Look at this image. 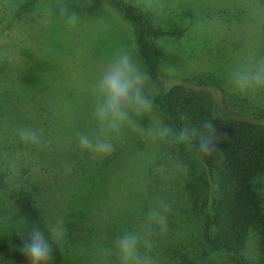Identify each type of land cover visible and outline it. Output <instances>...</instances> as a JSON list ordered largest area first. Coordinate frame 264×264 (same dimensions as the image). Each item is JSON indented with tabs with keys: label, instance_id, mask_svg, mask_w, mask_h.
Segmentation results:
<instances>
[{
	"label": "rangeland",
	"instance_id": "1",
	"mask_svg": "<svg viewBox=\"0 0 264 264\" xmlns=\"http://www.w3.org/2000/svg\"><path fill=\"white\" fill-rule=\"evenodd\" d=\"M65 2L78 16L74 26L57 16L56 0H39L28 15L19 19L9 14L16 8V0H0V79L8 92L7 97L0 98L4 123L8 128V122L17 119L40 135V143L26 148L23 143L19 150L21 147L13 144L2 145H8L6 151L23 159L15 173L36 186L82 187L81 191L86 188L88 192L89 187L99 185L85 206L91 204L89 212L101 219L96 224L83 220L76 226L79 230L71 233L65 223L66 236L59 245L64 264H119L115 241L123 232L145 224L139 218L137 203L148 201L146 194L151 187L172 191L182 187L183 166L176 155L178 144L150 131L165 126L154 108L141 118L145 131L127 128L122 139L113 141L109 155L84 150L85 156H74L79 134L94 127L93 84L105 62L118 52H127L145 68L132 26L102 0ZM161 3L164 10L151 15L157 26L183 30L179 37L154 40L161 53L162 76L211 72L230 92L241 96L234 90L229 72L264 58V12L258 1ZM147 91L152 97L151 81ZM30 97H34L32 101ZM260 181L264 187V178ZM95 191L101 195L96 197ZM164 199L165 192L158 202ZM52 217L53 221L60 218L57 214ZM61 218L65 221L64 215ZM171 223L170 232L177 237L180 234L174 228L175 221ZM112 232L116 235L111 236Z\"/></svg>",
	"mask_w": 264,
	"mask_h": 264
},
{
	"label": "trees",
	"instance_id": "2",
	"mask_svg": "<svg viewBox=\"0 0 264 264\" xmlns=\"http://www.w3.org/2000/svg\"><path fill=\"white\" fill-rule=\"evenodd\" d=\"M102 1L132 26L138 56L151 76L152 108L165 126L175 130L184 124L198 126L212 119L218 131L227 137L219 143L222 157L216 153L205 155L191 145L178 144L176 155L183 166L182 187H174L173 191L151 187L150 194H146L148 201L137 203L139 218L145 223L149 210L159 204L158 199L164 192V201L171 206L167 231L161 232L154 226L146 234L152 243L150 251L143 248L141 251H147L156 261L153 264H264V187L260 181L264 178V92L236 96L211 72L162 76L161 53L154 40L179 37L183 30L160 28L151 17L152 12L140 10L130 0ZM257 1L264 12V0ZM38 2L16 0V8L9 14L19 19L21 15H28ZM3 84L0 79V98L8 96ZM34 97L43 108L37 96ZM34 97H30L31 101ZM4 113L0 102V264H29L20 249L32 225L42 227L53 221V215L60 218L64 215V224L71 233L79 230L76 226L83 220L96 224L101 219L89 212L91 204L89 208L85 206L99 185L89 187L88 192L86 188L81 191L82 187L49 184L39 187L16 174L23 159L8 152V145L2 143L21 147L18 129L24 122L13 120L7 128ZM75 147L74 156H85L77 143ZM105 161L108 168L109 162ZM94 193L96 197L101 195L98 191ZM52 210L55 213L51 214ZM173 221L179 237L170 232ZM48 264H64L59 244L54 245Z\"/></svg>",
	"mask_w": 264,
	"mask_h": 264
},
{
	"label": "clouds",
	"instance_id": "3",
	"mask_svg": "<svg viewBox=\"0 0 264 264\" xmlns=\"http://www.w3.org/2000/svg\"><path fill=\"white\" fill-rule=\"evenodd\" d=\"M137 6L157 14L164 10L161 0H138ZM55 11L68 25L74 26L77 23L78 16L65 0H56ZM229 78L234 90L241 95L255 96L264 92V58L231 70ZM150 81V74L127 52H118L106 61L93 84L94 127L79 134V148L107 156L113 151V141L122 139L127 128L143 133L145 129L141 118L153 107V99L147 91ZM150 131L163 140L188 144L199 153H216L221 157L223 150L219 143L227 139L218 131L212 119L204 120L198 126L184 124L175 130L160 126ZM18 136L25 144L40 143V135L33 128H19ZM194 142L197 143L194 145ZM170 208V204L161 201L149 210L144 225L139 229L125 231L118 237L115 244L119 264H153L152 257L141 249L150 251L152 243L146 234H150L154 226L161 232L167 231ZM27 233L20 251L28 258L29 264H48L53 256L54 245L64 240L66 228L63 219L58 218L44 223L42 227L32 225Z\"/></svg>",
	"mask_w": 264,
	"mask_h": 264
}]
</instances>
